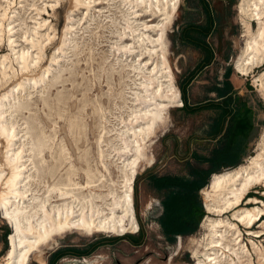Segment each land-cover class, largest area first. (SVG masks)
Returning <instances> with one entry per match:
<instances>
[{
    "label": "bare ground",
    "instance_id": "1",
    "mask_svg": "<svg viewBox=\"0 0 264 264\" xmlns=\"http://www.w3.org/2000/svg\"><path fill=\"white\" fill-rule=\"evenodd\" d=\"M68 1L72 12L85 11L82 17L68 14L58 54L55 50L46 66L45 46L54 34L41 13L47 7L54 10L61 0L0 1V42L6 39L10 51L0 55V209L12 227L5 264H27L30 251L73 230L135 232L134 179L151 159L147 150L156 130L165 125L169 108L183 104L164 38L180 0ZM238 10L244 43L234 69L248 75L264 62V0H240ZM146 14L151 19L141 20ZM92 24L114 39L93 73L98 80L105 76L107 89L90 98L91 87L85 85L74 112L67 108L72 92L58 91L50 100L42 97L53 124L47 131L37 112L31 113L32 95L65 81L73 84L74 71L63 78L66 68L53 73V63L59 65L60 57L68 61L71 52L81 53L79 33L91 32ZM87 47L86 63L92 59ZM252 78L264 95V69ZM88 109L96 120L94 151L87 137ZM57 119L65 121L67 138L58 135ZM252 189L264 196V132L254 154L213 174L203 188L204 233L187 264H264V201L252 196L242 205ZM256 223L258 228H252ZM240 225L246 227L250 246Z\"/></svg>",
    "mask_w": 264,
    "mask_h": 264
},
{
    "label": "rangeland",
    "instance_id": "2",
    "mask_svg": "<svg viewBox=\"0 0 264 264\" xmlns=\"http://www.w3.org/2000/svg\"><path fill=\"white\" fill-rule=\"evenodd\" d=\"M18 1L19 0H15L16 3ZM239 2L240 0L179 1L175 16L164 33V38L166 39L168 47L167 58L174 82L178 89L179 84L184 77L194 70L200 62L207 58V52L200 47H196L188 40L183 39L181 32L187 28L186 34L190 35L192 34V26L206 25L208 14H210V17L213 20L210 33L205 38V42L212 49L213 61L209 67L202 70L199 77H196L191 82L193 85L187 87L188 90L186 91V94L188 104H202L218 97L219 94L215 90V86L219 74H223L228 80L231 75L237 73L243 78L242 82H253L252 77L258 75L260 71L264 69V62L262 65L253 68L252 72L248 75H243L234 69V61L244 43V37H242L243 25L238 10ZM10 10H13V8ZM71 10L72 5L70 2L68 0H61V3L55 7L54 10L47 7V12L41 13L43 14L41 16L47 19L53 28L51 36L54 34L51 41L46 43L45 56L42 61L43 66L48 65L53 52L55 50L54 53L57 52L59 40L63 35L67 21H69L67 17L69 15L72 17H82L81 13H84L85 11L83 8L75 10L74 12ZM147 15L148 14L143 15L141 20L149 21L151 16ZM27 21H29V19H27ZM154 21L156 20L154 19ZM251 24L252 28L255 29L257 26L256 22L252 21ZM91 27V32H86L84 34L79 33V36H83L79 39V47L83 49L81 53L74 55L71 52V56H68L67 54V59L69 58L68 61L64 60L66 57H60L59 65L53 63V73H56L61 69L62 65L66 68L62 73L63 78L71 77L69 71H74L75 75L72 77V79H74L73 84L70 81H65L63 86L61 83L56 84V86H47V89H45L43 93L37 91L32 95L30 100V102L33 103L31 113H33V111L37 112L42 123L47 126V131H50V129L53 128V124L45 115L47 108L46 106H43L41 102L42 97L50 100L56 95V93H58V91H63L65 93L68 91L72 92L73 96L68 100L69 106L67 108L69 112H74L76 111L78 100L82 96L81 92L85 85L91 87L88 91V97L90 98L100 95L102 91H106L107 89L105 76H102L100 80H98L93 77V73L98 72L97 67L102 51L106 50L110 41L114 39L110 38L112 35L109 34L108 30L96 27V24H92ZM19 33L20 31H18V34ZM24 44L25 43L23 42V45ZM87 46L92 48L91 55L93 60L89 59L86 63V60L90 55ZM9 53L8 43L6 39H4L0 42V55ZM19 75L20 73L16 79ZM51 78L49 77V79ZM253 84L255 83L253 82ZM11 85L12 83L10 86ZM10 86L8 87L10 88ZM1 88L0 93L4 91ZM40 89L41 87L37 90ZM256 89L261 90L255 84V90L252 89L253 91L247 94L254 102L260 101L264 105L263 92L261 90V92L259 91L260 93H258ZM214 113L215 109L211 107L202 108L192 114H188L183 110L182 105L169 108L165 125L156 130V134L147 150L149 153V159L151 157V161L149 160L147 163L148 165L146 164L138 171L134 179L133 203L135 217L138 223V229L135 231L137 233L127 232L124 234H114L98 232L94 234H86L73 230L63 234L61 237H57V240L51 244H45L42 245L40 249L30 251L31 256H29L27 264L192 263V249L193 246H195V241L202 237V234L204 233V229L201 226L207 215L202 194L203 189L199 192V196L205 214L200 220L196 230L189 234L168 235L164 232L163 228L160 227L157 220V216L159 215L162 206L160 202V199L162 198L161 193L155 191V188L148 184L147 173L151 172L158 175L174 173L185 174L186 170L183 168V163L180 160L189 154L186 139L189 136L203 134V132L208 129L210 116L214 115ZM57 122L56 129L58 130V135L67 138L65 121L63 119H57ZM86 123L87 137L89 138L92 151H94V139L96 135L94 124L96 123V120L91 114L90 109H88ZM263 132L264 125L260 130L258 138L252 145V154L255 153L256 144ZM69 147L75 161L77 162L76 150L71 145H69ZM80 175L82 176V173H80ZM208 184L204 186V188H207ZM256 189L261 190L262 188L257 187ZM252 190V193H250L251 195H255L264 201V196L255 193L254 189ZM229 214L230 213H227V215ZM256 226L257 225H254L252 228L257 229L258 227ZM241 227L242 226L240 225V229ZM11 232L12 227L0 209V264H5L6 262L5 258L10 249L9 235ZM242 233L244 239L245 232L242 231ZM247 237L246 239H248ZM98 255H102L104 259L101 260V257H98Z\"/></svg>",
    "mask_w": 264,
    "mask_h": 264
},
{
    "label": "trees",
    "instance_id": "3",
    "mask_svg": "<svg viewBox=\"0 0 264 264\" xmlns=\"http://www.w3.org/2000/svg\"><path fill=\"white\" fill-rule=\"evenodd\" d=\"M212 21L210 14H208L206 25L192 26V34L190 35L186 34L187 28L181 32L183 39L205 50L207 52V58L200 62L194 70L184 77L179 84V89L183 103L182 109L188 114H192L207 107L215 109L214 115L210 116L208 129L204 131L206 135L205 138L213 140L217 138L224 129V133L220 138V144H222L224 151L220 152L219 150H215L210 152L209 155H200L195 151L192 152L191 158L194 162L199 164L208 163L210 164V168H203L188 160L186 162L187 171L185 174L158 175L151 173V185L159 191L166 190L165 199L162 201L165 207L163 212L164 216L162 217H167L168 220H172V217L175 215L177 218L181 219V229L179 231L183 233L193 232L195 227L187 225H195L194 219L198 217L199 220V218L202 217L203 212L195 206L197 198L196 193L198 190L207 184L210 175L216 172V170H214L217 167L216 165H221L229 161L234 163L237 162L238 158L232 156L229 152L237 151V149L247 142L249 136L253 137L254 133V112L252 107L248 105V99L244 96L227 95L220 102L209 101L195 106H190L188 104L186 94L187 85L204 65L211 63L212 49L205 42V38L210 33ZM231 90L232 85L227 82L225 85V92L229 93ZM171 201L175 203V205H170L169 202ZM161 225L166 234L170 233L171 228L168 226V223L166 224L164 221H161Z\"/></svg>",
    "mask_w": 264,
    "mask_h": 264
},
{
    "label": "crops",
    "instance_id": "4",
    "mask_svg": "<svg viewBox=\"0 0 264 264\" xmlns=\"http://www.w3.org/2000/svg\"><path fill=\"white\" fill-rule=\"evenodd\" d=\"M212 61H213V59H211V63H212ZM211 63H209L207 65H204L195 74V76L192 78V80L194 78H196V77H199L201 72H202V70L207 68V67H209ZM192 80L189 82L187 87H189L190 85H193L191 83ZM216 81L217 82H216V86H215L216 89L215 90L218 92L219 95H218V97H215L211 101L220 102L227 95H239V96L246 97L248 99V105H250L252 107L253 112H254V121H253L254 133H253V137L249 136L247 142L244 143L239 149H237V151L229 152L232 156H235V157L238 158L237 162L234 163V162L229 161V162L222 163L221 165H216L217 167L214 169V170H216V172H213L214 174L217 173V172H220L222 170H226L228 168L230 169V168L236 167L239 164H241L242 162H244L245 159L252 154V150H251L252 149V145L255 142V140L258 138V136L260 134V130L262 129V126L264 125V105L260 101L259 102L258 101L254 102L247 94V93L255 90V84H253V82H242L243 78L240 75H238L237 73H235L234 75H231L228 78V80L224 77L223 74H219L217 79H216ZM227 82L232 85V90L229 93L225 92V85H226ZM187 87H186V91L188 90ZM256 91L258 93L261 92V90H257V89H256ZM189 105L190 106H193V105L195 106V104H189ZM223 133H224V129L222 130V133H220V135L217 138L213 139V140L205 138L206 137L205 132H203V134H201V135L189 136L186 139V144L188 146L189 154H187L186 157H184L182 160H180L183 163V168H185V170L187 171L186 162L188 160L190 162H192L193 164L199 165V166H201L203 168H210V164H208V163L199 164V163L194 162L193 159L191 158L192 152L195 151V152H197L200 155H209L210 152L215 151V150H219L220 152L224 151V148L222 147V144H220V138L223 135ZM213 173L211 174L212 176H213ZM211 175H210V177H211ZM147 178H148V184L151 185V172L147 173ZM207 184H205L204 186H206ZM204 186L201 187L198 190V192L196 193L197 198H196V203H195V206H197V208H199V210L201 212H203L202 213V217L199 218V220H198V217L196 219H194L195 225L194 224L187 225V226H190V227H195V230H196L200 220L203 218V216L205 214V212H204L205 210H204V208L202 206L201 198L199 196V192L204 188ZM155 191H157L158 193H161V197H162L160 199V202H161V205H162L161 206V211H160L159 215L157 216V220H158V223H159L160 227H162L161 221H164L166 224L168 223L169 224L168 226L171 228L170 229V233H168V235L169 234L170 235H173V234H178V235L189 234L188 232H184L183 233V232L179 231L181 229V226H180L181 219L177 218L175 215L172 217V220H168L167 217H162V216H164L163 212H164V209H165L162 201H163V199H165L166 190L159 191V190H157L155 188ZM252 191L253 190H250V193H252ZM250 193L248 192L245 195V197L243 199L244 201H243L242 204L246 205V203H245L246 199H248L249 197L255 196V195H251ZM171 202H169L170 205H172V204L175 205V203H173V202L171 203ZM176 215H177V213H176ZM196 221H197V223H196ZM241 226H242L241 230L243 232H246V227H244L243 225H241ZM135 233H137V232H135ZM98 257H101V260L104 259V257L102 255H98Z\"/></svg>",
    "mask_w": 264,
    "mask_h": 264
},
{
    "label": "built area",
    "instance_id": "5",
    "mask_svg": "<svg viewBox=\"0 0 264 264\" xmlns=\"http://www.w3.org/2000/svg\"><path fill=\"white\" fill-rule=\"evenodd\" d=\"M254 225H258V224L256 223ZM247 236H249V235L247 234V232H245V234H244V242L248 243V245L250 246L248 239H246Z\"/></svg>",
    "mask_w": 264,
    "mask_h": 264
}]
</instances>
